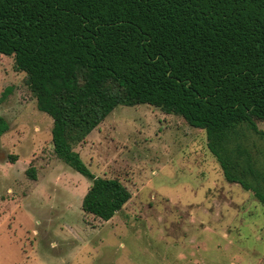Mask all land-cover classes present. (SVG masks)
<instances>
[{
    "label": "trees",
    "instance_id": "16d2710c",
    "mask_svg": "<svg viewBox=\"0 0 264 264\" xmlns=\"http://www.w3.org/2000/svg\"><path fill=\"white\" fill-rule=\"evenodd\" d=\"M0 54L52 118L55 156L90 181L86 214L108 222L132 193L74 148L139 105L205 130L225 180L264 206V0H0Z\"/></svg>",
    "mask_w": 264,
    "mask_h": 264
},
{
    "label": "rangeland",
    "instance_id": "374dc122",
    "mask_svg": "<svg viewBox=\"0 0 264 264\" xmlns=\"http://www.w3.org/2000/svg\"><path fill=\"white\" fill-rule=\"evenodd\" d=\"M24 77L0 54V264H264V206L225 180L205 130L147 105L116 108L74 148L132 193L108 222L86 214L91 183L55 156Z\"/></svg>",
    "mask_w": 264,
    "mask_h": 264
}]
</instances>
